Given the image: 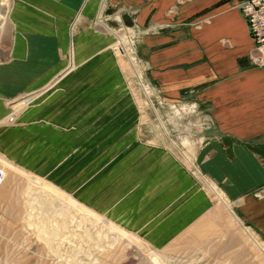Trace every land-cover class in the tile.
<instances>
[{
  "label": "crops",
  "instance_id": "0c3cea01",
  "mask_svg": "<svg viewBox=\"0 0 264 264\" xmlns=\"http://www.w3.org/2000/svg\"><path fill=\"white\" fill-rule=\"evenodd\" d=\"M104 1L107 23L119 34L131 35L136 40V65L141 76L148 78L147 86L156 102L173 106L193 104L210 124V129L200 134V143L193 148L191 158L186 159L172 152L166 143H139L138 131L128 130L126 137L131 142L125 145L130 147L114 161L110 175L117 185H131L133 199L135 194L142 195L130 204L132 213L155 212L152 227L157 229L158 236H163L162 240H170L179 228L191 223L189 212H198L193 214L197 216L215 209L216 193L244 219V224L264 235V63L258 65L252 59L255 47L239 8L242 0ZM100 3L101 0H10L5 36L8 48L0 60L2 102L56 79L47 88L54 86L52 92L34 97L23 116L28 120L40 116L42 121H51L33 134L44 136L41 144H48L49 136H79L77 143L68 146L67 154L59 148L54 156L76 163L73 168H82L83 175L86 171L91 174L92 162L100 164L106 158L101 149H91L92 133L87 124L94 119L100 126L112 118L119 120L118 109L110 113L104 97L103 102H92L96 108L90 112L92 104L85 101L89 94L84 89L91 88L95 73L103 68V80L105 75L113 74L115 79L125 82L129 92L135 88L145 93L113 52L110 45L116 40L112 32L92 29ZM85 28L88 33L81 31ZM113 72L119 74L115 76ZM105 81L98 84V89L108 87ZM136 91H131L128 103L139 104L134 98ZM147 103L153 104L151 98L147 97ZM3 109L6 107H0V112ZM79 122L82 123L76 134ZM34 124L27 123L19 129L24 133ZM119 133L122 130L109 135L117 137ZM92 156L97 159L92 160ZM44 158L52 159L43 156L38 160ZM128 162L132 168L137 163L129 183L124 175ZM84 186L82 198L90 201V182ZM96 188L99 191L101 186ZM148 192L154 195L145 196ZM102 201L96 198L94 203ZM175 201L178 204L173 210L163 209ZM127 220L126 216L121 217L122 224H128Z\"/></svg>",
  "mask_w": 264,
  "mask_h": 264
},
{
  "label": "rangeland",
  "instance_id": "374dc122",
  "mask_svg": "<svg viewBox=\"0 0 264 264\" xmlns=\"http://www.w3.org/2000/svg\"><path fill=\"white\" fill-rule=\"evenodd\" d=\"M10 5V0H0V60L8 48L5 36L8 32ZM102 13L93 18L92 29L112 32L116 40L110 45L113 52L120 57L123 67L131 71V75L136 79L134 81L139 83L145 93L138 92L135 88L129 92L125 82L120 78L115 79L113 74L105 75L106 81L103 80V68L92 77L91 88L84 89L89 94L86 95L88 98L85 101L92 104L99 99L103 102L104 97L110 113L118 109L116 117L119 120L112 118L106 123L101 122L100 126L99 121L94 119L87 124L92 133L91 149H101L102 154H106L105 160L99 162L100 164L92 162L90 175L88 171L83 175L82 168H73L76 163H71L70 160L61 161L54 156L59 148L67 154L68 146L72 142L77 143L79 136H49L48 144H41L44 136L33 134L51 121H42L40 116L28 120L23 116L34 97L41 92L43 93L40 97L52 92L54 86L49 90L47 88L55 83V78L42 88H32L24 92L29 94H20L10 101H0V107H6V112L4 109L0 112V264H264V235L257 228L244 224V219L242 220L231 206L227 207L216 193L215 209L197 216L193 214L198 212H189L192 215L189 220L191 223L179 228L176 237L170 240H162L163 236H158L157 229L152 227L156 219L155 212L132 213L130 210V204L142 195L135 194L133 199L129 190L131 185H117L110 175L114 161L120 159L121 155L124 156L125 150L130 147L125 145H130L131 142L126 137V134L130 133L128 130L134 128L138 131L139 143H166L172 152L175 151L178 156L186 159L191 158L193 148L200 143V134L210 129V124L204 120L201 109L195 108L193 104L173 106L156 102L150 95L149 88L142 86L148 85V78L144 75L142 77L139 71H133L134 63L135 69L138 70L135 49L133 52L130 50L134 58L132 62L120 53V47L124 45L127 35L125 37L123 33L119 34L113 30L103 16L105 12ZM95 18L104 22L101 24ZM81 31L88 33L86 28ZM129 40H132V37ZM107 67L110 68L108 65ZM113 73L115 76L119 74ZM137 74L141 76L142 81ZM96 78L101 81L97 83ZM104 81L108 87L102 91L98 89V84L102 85ZM134 90L138 92L133 94L139 102H135L136 105L133 102L128 103L131 91ZM25 97L30 101L15 108L14 104ZM147 97L151 98L154 105L147 103ZM118 102L120 104L115 107ZM86 107L90 108L87 105ZM91 107L90 112L96 108V104ZM24 108L26 110L23 111ZM68 116L71 117L72 113ZM12 117L13 120H10ZM36 120L41 123L37 125ZM34 122L33 127H28L24 133L19 129L21 125ZM81 123H76L75 133ZM205 126L207 127L204 128ZM119 129L122 133L117 137L109 135ZM135 143L133 145L136 148ZM189 144L195 145L191 147ZM78 145L76 144L77 148ZM41 149L48 150L41 152ZM42 154L51 156L52 159L38 160V157L43 158ZM94 159L92 156V160ZM134 167L137 169V163ZM133 168L129 162L124 166L127 171L124 174L127 183L130 182ZM87 182H90L92 191L90 201L82 198ZM28 186L35 189L28 193ZM96 186H101V189L98 191ZM144 195L152 197L154 194L148 192ZM30 197H33L31 206L27 202ZM96 198H102L103 201L95 204ZM176 202L166 204L168 207L164 206L163 209H172L178 204ZM73 203L78 206L74 207ZM83 204L88 205L91 210ZM79 206L82 209L78 208ZM78 210L83 213H78ZM63 211L64 213H61ZM123 216L128 218V224H122ZM98 231L102 233V239L96 235Z\"/></svg>",
  "mask_w": 264,
  "mask_h": 264
},
{
  "label": "built area",
  "instance_id": "2783aa9c",
  "mask_svg": "<svg viewBox=\"0 0 264 264\" xmlns=\"http://www.w3.org/2000/svg\"><path fill=\"white\" fill-rule=\"evenodd\" d=\"M239 8L254 43L255 55L252 59L258 65H262L264 63V0H242ZM133 45L135 46L134 43Z\"/></svg>",
  "mask_w": 264,
  "mask_h": 264
},
{
  "label": "bare ground",
  "instance_id": "6f19581e",
  "mask_svg": "<svg viewBox=\"0 0 264 264\" xmlns=\"http://www.w3.org/2000/svg\"><path fill=\"white\" fill-rule=\"evenodd\" d=\"M104 0H101V4H100V7H99V13H98V15H101V12H103V9H104V7H105V4H104ZM103 14V13H102ZM97 20H99V18H96ZM99 22L102 24L104 21H101V20H99ZM124 36V35H123ZM126 37V36H125ZM131 37V35H127V38L126 39H124V41L126 42V43H129V41H130V43H129V45H126V43L124 42V45H122L121 47H120V53H122V55H126L128 58H129V60H131V62L132 61H134V58H133V56L131 55L132 53L131 52H133V49H135V46L133 45V43L135 44V41L136 40H134L133 41V39L132 40H129V38ZM132 41H133V43H132ZM130 50H131V52H130ZM133 71L135 72V73H137L138 72V70H136L135 69V63H134V65H133ZM137 75H139V74H137ZM139 78L141 79V81H142V78H141V76L139 75ZM142 86L143 87H145V88H148V86H146V84H142ZM28 97H25L24 99H22V100H20L18 103H16V104H14V107L16 108V107H18V106H24V105H26L29 101H30V99H27ZM19 108V107H18ZM23 108V107H22ZM10 120H13V117L10 119ZM33 181V180H32ZM34 182V181H33ZM32 182V183H33ZM37 182V181H36ZM35 182V183H36ZM34 185H36V184H34ZM29 187V186H28ZM48 187V186H47ZM30 188V189H29ZM28 189H29V191H28V193L32 190V189H35V187H32V186H30ZM216 191V190H215ZM36 194V193H35ZM38 194H36V198H38V196H37ZM34 197V196H33ZM33 197H30V198H28V203L30 204V206H31V204H32V199H33ZM41 197V196H40ZM52 197V196H51ZM27 199V198H26ZM35 200V199H34ZM39 199H37V201H38ZM50 202V201H49ZM73 202V201H72ZM75 206L74 207H77L78 205L77 204H75V203H73ZM29 206V205H28ZM82 206V205H81ZM81 206H79L78 208H81L82 209V207ZM73 207V208H74ZM77 209V208H76ZM40 210H42V209H40ZM83 213V211H81V210H78V213ZM61 213H64V211L63 212H61ZM67 213V212H66ZM84 218V217H83ZM30 220V219H29ZM46 222V221H45ZM62 226V225H61ZM113 226H115V225H113ZM41 228V227H40ZM113 229V228H112ZM112 229H111V231H112ZM113 231H115V230H113ZM43 232V231H42ZM113 233V232H112ZM102 234V233H101ZM100 233H99V231H98V233L96 234V235H98V237H99V239H102V236L103 235H101ZM94 236V235H93Z\"/></svg>",
  "mask_w": 264,
  "mask_h": 264
}]
</instances>
